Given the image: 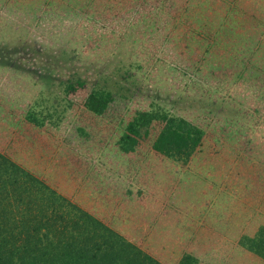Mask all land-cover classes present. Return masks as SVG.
I'll list each match as a JSON object with an SVG mask.
<instances>
[{
  "label": "trees",
  "instance_id": "trees-1",
  "mask_svg": "<svg viewBox=\"0 0 264 264\" xmlns=\"http://www.w3.org/2000/svg\"><path fill=\"white\" fill-rule=\"evenodd\" d=\"M0 27L149 49L48 108L0 80V264H264V0H0Z\"/></svg>",
  "mask_w": 264,
  "mask_h": 264
},
{
  "label": "rangeland",
  "instance_id": "rangeland-1",
  "mask_svg": "<svg viewBox=\"0 0 264 264\" xmlns=\"http://www.w3.org/2000/svg\"><path fill=\"white\" fill-rule=\"evenodd\" d=\"M8 31L9 29L0 27V42L10 43V45H6L12 47L9 52L0 50V60L2 59L0 80L9 83L6 89L12 88L14 96L19 100L37 99L40 103L45 102L44 108L50 107L51 103L62 98L60 79L66 78V76H80L84 79L97 81V75L102 76L108 71L112 73L115 70L121 73L123 70L129 69L130 64H135L134 54L137 50H141L142 53L149 50L146 47V41L143 39L135 41L133 34L126 37V41L117 53L100 55L99 53L88 54L82 50L81 45L70 43L71 34L67 38L45 35L42 37L46 38L45 41L37 44L32 42L34 35L26 34L28 32L25 33V30L16 33ZM50 41L56 43L55 47L47 46ZM141 64L142 61L139 60L136 65L140 66ZM15 66L28 68L27 74L16 70ZM155 73V70L150 68L149 73L142 71L137 77L143 79L144 87L146 84L150 85L146 89L157 94L162 102L167 101L170 94L172 97H176L182 92L185 93L183 90L188 88L187 84L184 85L172 74L162 72L156 77ZM155 78L158 81L152 82L151 80ZM38 80L41 82L39 83ZM168 100L170 103L173 101L170 98ZM154 102L159 105L158 102ZM176 105L177 108L181 107L178 103Z\"/></svg>",
  "mask_w": 264,
  "mask_h": 264
}]
</instances>
